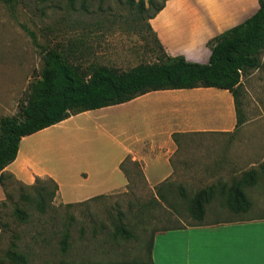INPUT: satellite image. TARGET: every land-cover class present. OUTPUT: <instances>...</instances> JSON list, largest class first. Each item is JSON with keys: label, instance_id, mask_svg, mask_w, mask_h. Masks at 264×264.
Wrapping results in <instances>:
<instances>
[{"label": "crops", "instance_id": "obj_1", "mask_svg": "<svg viewBox=\"0 0 264 264\" xmlns=\"http://www.w3.org/2000/svg\"><path fill=\"white\" fill-rule=\"evenodd\" d=\"M259 1L168 0L149 23L167 54L206 64L211 56L208 42L251 18L259 10ZM114 111L121 115L113 124L118 136L112 137L110 128L95 119L98 128L118 140L113 160H85L86 153L69 149L62 140L55 146L45 145L41 152L35 148L34 140L61 123ZM249 113L246 108L247 121L240 127L229 91L198 88L151 92L121 105L72 116L22 139L16 160L2 172L0 202L7 199L10 177L23 186L52 179L58 185L56 200L64 205L113 195L130 184L128 170L122 169L127 159L139 164L155 193L157 187L177 181H232L236 177L233 167L240 162L234 150L246 136L250 143ZM55 150L60 159L48 165L46 154ZM226 212L216 199L208 206L207 220ZM152 259L148 264H264V219L220 224L208 220L203 226L157 233Z\"/></svg>", "mask_w": 264, "mask_h": 264}, {"label": "rangeland", "instance_id": "obj_2", "mask_svg": "<svg viewBox=\"0 0 264 264\" xmlns=\"http://www.w3.org/2000/svg\"><path fill=\"white\" fill-rule=\"evenodd\" d=\"M162 2L156 0L157 5ZM154 11L155 8H150L140 15L138 7L127 0H10L9 3L0 0V120L18 115L31 92V85L41 78L43 55L50 49L62 51L71 63L84 70L92 65H104L128 71L142 63L156 62L163 51L148 26V18ZM240 91L242 111L250 109L252 122L248 127L252 132L248 136L250 143H246V136L234 150L240 161L233 167L235 178L252 170L260 172V166L264 164V53L261 68L243 78ZM119 117L117 111L77 116L34 140L35 148L41 152L45 145L55 146L62 140L69 149L73 147L86 153L85 160H113L112 155L119 147L118 140L112 138L118 136L113 124L118 123ZM95 119L110 128L112 137L98 128ZM56 152L46 154L50 159H47L48 165L53 166L60 159ZM125 168L131 178L127 190L72 207L56 200V195L52 196L54 187L49 178L37 179L31 187L10 177L6 205L0 206V256L15 245L26 264L103 260L94 254V244L88 240L91 238V219L135 216L140 204L151 201L156 194L145 182L140 166L128 161ZM172 184L176 195L180 196L184 191L193 196L217 182L177 181ZM42 188L47 191L44 207L37 203V193ZM247 193L255 204L249 218H264V175L255 187L247 189ZM17 208L26 213L25 219L15 214ZM151 214L145 215L147 218L139 224L137 233L147 230L150 235L166 225L167 215L161 207ZM70 219H73V241L70 250L63 253L62 228ZM180 220L186 221L184 217ZM208 220L212 222L215 217ZM83 226L87 227V240L80 241L79 229Z\"/></svg>", "mask_w": 264, "mask_h": 264}, {"label": "trees", "instance_id": "obj_3", "mask_svg": "<svg viewBox=\"0 0 264 264\" xmlns=\"http://www.w3.org/2000/svg\"><path fill=\"white\" fill-rule=\"evenodd\" d=\"M5 1L9 3L10 0ZM127 1L138 7L140 15L145 14L150 8H155L154 13L148 18V26L152 31L150 19L165 7L168 0H162L160 5L156 4V0ZM152 33L163 51L162 55L156 62L142 63L128 71L104 65H92L84 70L79 65L71 63L62 51L58 49L46 51L43 55L44 69L41 78L31 85V92L20 112L17 116L3 117L0 120V181L2 172L16 160L23 138L55 126L72 116L121 105L151 92L198 88L226 90L235 101L237 125L241 127L246 122L240 90L243 78L262 66L264 0L259 1V10L251 18L208 42L211 56L206 64L190 62L184 56L167 54L156 34L153 31ZM128 161L132 162L131 159H127L122 164L124 171H127L125 166ZM132 163L139 166L136 162ZM262 175L264 164L260 166V172L252 170L240 178H233L232 181L217 182L201 189L193 196L186 195L184 191H181L180 196L176 195L172 183L157 187L155 189L157 197L141 203L135 216L109 217L107 220L91 219L89 224L91 238L88 240L94 244L92 248L94 254L103 260L64 264L151 263L157 233L182 229L185 226L205 225L208 206L216 199L227 212L214 215L215 220L212 224L264 219L249 218L255 204L247 193V189L255 187ZM49 181L54 187L52 193L54 197L57 195L58 185L50 178ZM163 187L165 192L162 191ZM44 194H47L44 188L37 193V203L40 207L46 204ZM103 197H95L89 201ZM27 199L31 200L28 197ZM5 205V201L0 202L1 207ZM157 207H161L167 215L166 225L151 232L150 235L147 234V230H143L141 234L137 233L139 224L147 218L145 215L152 216L151 212ZM132 209L131 207L130 211ZM15 214L20 219L27 216L19 208L15 210ZM222 216L225 218L220 219ZM181 217L186 221L180 220ZM72 223L73 219H70L62 228L63 253L70 250L73 241ZM86 230L85 226L79 229L80 241L87 240ZM0 264H26V259L16 251L14 245L0 256Z\"/></svg>", "mask_w": 264, "mask_h": 264}]
</instances>
